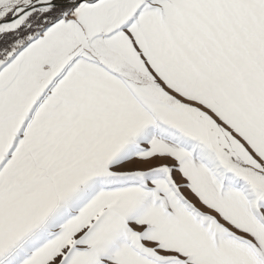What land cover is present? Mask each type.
<instances>
[{"label": "snow or ice", "instance_id": "1", "mask_svg": "<svg viewBox=\"0 0 264 264\" xmlns=\"http://www.w3.org/2000/svg\"><path fill=\"white\" fill-rule=\"evenodd\" d=\"M0 264H264V0H0Z\"/></svg>", "mask_w": 264, "mask_h": 264}]
</instances>
